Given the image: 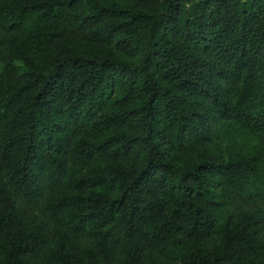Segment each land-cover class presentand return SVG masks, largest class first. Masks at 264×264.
<instances>
[{
  "label": "trees",
  "instance_id": "1",
  "mask_svg": "<svg viewBox=\"0 0 264 264\" xmlns=\"http://www.w3.org/2000/svg\"><path fill=\"white\" fill-rule=\"evenodd\" d=\"M0 264H264V0H0Z\"/></svg>",
  "mask_w": 264,
  "mask_h": 264
}]
</instances>
